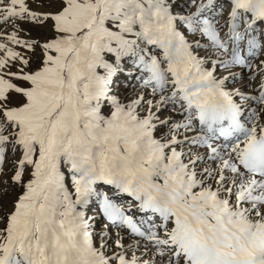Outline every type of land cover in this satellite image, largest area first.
<instances>
[{
	"label": "rangeland",
	"instance_id": "1",
	"mask_svg": "<svg viewBox=\"0 0 264 264\" xmlns=\"http://www.w3.org/2000/svg\"><path fill=\"white\" fill-rule=\"evenodd\" d=\"M213 7L202 0H0V253L17 234L23 250L47 257L65 252V262L79 258L77 249L83 253L89 247L103 251L110 264L153 258L152 251L111 238L113 229H105L102 221L87 223L77 235L69 216L88 220L103 197L116 202L102 180L103 170L124 178L148 159L181 171L180 178L194 184L190 190L203 193V187L214 184L228 150L250 134L230 138L216 157L209 141L219 145L223 138L219 142L217 134H208V140L201 139L199 128L189 122L193 110L181 115L182 106L169 98V79L160 86L149 77V67L158 64L163 76L172 72L190 78L179 39L188 41V52L196 58L192 70L211 78L228 76L222 89L235 93L251 115L237 128L258 126L264 115V94L255 98L264 78L263 19L253 22L238 10L237 46L232 56L225 55L232 51V38L218 51L210 47L207 31L211 25L220 35L227 0L216 4L214 17ZM248 38L254 48L245 59ZM237 56L245 61H235ZM249 174L232 184L227 178L213 194L228 197L231 205L237 200L243 209L250 206L248 215L253 214L264 200H252L245 191ZM81 188L90 194L84 201ZM128 195H121L120 206ZM244 195L249 198H240ZM151 229L138 236L150 237ZM159 247L153 264H167ZM170 264L182 263L172 259Z\"/></svg>",
	"mask_w": 264,
	"mask_h": 264
},
{
	"label": "bare ground",
	"instance_id": "2",
	"mask_svg": "<svg viewBox=\"0 0 264 264\" xmlns=\"http://www.w3.org/2000/svg\"><path fill=\"white\" fill-rule=\"evenodd\" d=\"M219 1L221 0H202V3L214 6L210 16L217 13L216 4ZM227 6L229 13L226 14L228 17L223 26L221 23L219 24L222 26L220 35H215L216 32H213L211 25H208L209 33L207 31V34L212 41L210 47L216 48L218 51L224 50L226 41L232 38V51L230 54H225L232 56L237 46L238 36L234 34L233 29L241 15L238 14V10L244 15H250L253 22L262 18L264 29V3L261 0H227ZM177 41L180 50L188 61L187 72L190 74V78L183 79L178 76L179 74L176 75L172 72L163 76L157 66L158 64L149 67V77L155 80L156 84L160 83V86H162L164 78L169 79L166 81L169 84L166 87L169 98L173 100V103H179L182 106L181 115L190 109L193 110L194 121L189 122L195 128H199L201 139L205 136L203 140H208L206 139L208 134L213 138L217 134L219 142L223 138L219 145L217 141H209L216 157L223 155L230 138L244 132V134L247 132L250 134L245 139H242L244 136L239 137L237 140L240 139L243 142L228 150L227 159L217 170L214 184L211 187H203V193L202 191H191L190 186L192 184L190 185L184 182L183 178H180L182 177L181 171L176 168L172 169L173 167L170 168L167 165L164 167V165H157L155 162H147L149 159L144 162L143 166L138 167L137 172L135 171L132 175L124 178L113 174L111 171L103 170L102 180L104 183H108L107 191L114 194L116 202L110 204L103 197L96 208L97 211L88 220H82L73 215L69 216V223L75 233L81 235L87 223L104 222L105 229L106 227L113 229L111 238L123 239L124 246L140 249V252L144 253L152 251L153 258L151 260L144 258L141 264L155 263L154 259H156L159 251L157 246L162 249L161 253L165 256L167 264H170L172 259H180L182 264H233L238 261H245L243 264H264V204L258 205L257 210L248 215L250 206L243 209L242 205L237 204V200L231 205L228 197L221 198L213 194L227 178L232 184L243 181L244 174L246 176L250 173L249 179L244 181L245 191L249 192L252 200H264V177L261 178L252 173L251 170H246L243 163L250 144L260 139L264 134V115L261 116L256 128L238 129L237 126L242 119L250 118L251 115L245 107L243 108L244 102L238 103L235 93L222 89V85L227 82L228 76L211 78L207 73L192 70L197 61L193 54L188 52V41L181 39ZM252 48H254V41L250 38L246 39L245 59L246 55H252ZM239 59L245 61L244 57L241 58L240 56H237L235 61H239ZM262 72L264 74V67ZM193 86L197 87V90L190 93L188 88ZM263 94L264 78L260 92L255 95V98H261ZM207 170L208 168L200 169L198 176L202 177ZM88 187H91V183L88 184ZM83 189H80L78 195L84 201L89 192ZM124 193L129 195L125 197L127 199L125 204L120 206V197ZM240 198L248 199L249 197L244 195ZM202 199L204 200L201 201ZM201 202L205 204L202 205ZM237 217H240V220ZM166 221H169L167 227ZM133 224L140 230L150 225L154 229L150 230L151 233L148 232L150 237L142 238L131 227ZM18 241L17 234L8 241L7 246L0 253V264H9L11 259H14L13 263L18 264L21 262L23 264L111 263L110 257L103 255V251L98 248L93 250L88 246L89 248H86L83 253L81 252L82 248H79L77 249L79 258L75 259L71 254L70 256L74 258V261L65 262L61 257L65 252L61 255L52 252L47 254L48 257L35 252L34 254L28 249L25 250L26 248L24 250L22 247L20 248ZM15 253L18 255H14ZM20 254L22 255L20 256ZM117 264L130 263L124 261ZM158 264H164V262Z\"/></svg>",
	"mask_w": 264,
	"mask_h": 264
}]
</instances>
